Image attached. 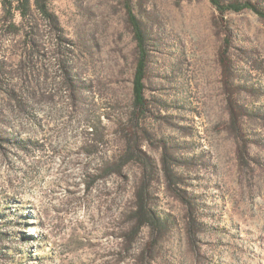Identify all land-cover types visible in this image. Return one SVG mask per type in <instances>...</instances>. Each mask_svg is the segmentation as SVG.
<instances>
[{"label":"rangeland","instance_id":"rangeland-1","mask_svg":"<svg viewBox=\"0 0 264 264\" xmlns=\"http://www.w3.org/2000/svg\"><path fill=\"white\" fill-rule=\"evenodd\" d=\"M127 5L148 37L142 129ZM48 7L27 20L0 0V264H264V18L209 0ZM142 181L167 220L146 260L149 229L129 234Z\"/></svg>","mask_w":264,"mask_h":264},{"label":"trees","instance_id":"trees-1","mask_svg":"<svg viewBox=\"0 0 264 264\" xmlns=\"http://www.w3.org/2000/svg\"><path fill=\"white\" fill-rule=\"evenodd\" d=\"M212 5L220 12L225 11H240L243 9H250L264 18V10L259 8L250 0L245 1H228L223 0H209ZM2 6L6 9L9 17L13 14L12 11H17L24 19H31V10H36L48 21H54L55 17L50 12L48 7V0H1ZM128 20L135 41V62L132 75V89H131V107L129 111V119L134 125L142 129V119L145 113L149 110V99L146 97V81L148 77V37L141 26L138 19L131 13L127 5ZM129 149L126 155L135 154V150L140 151L135 139L128 140ZM136 156H138L136 154ZM139 157V156H138ZM144 161V159H143ZM144 167L154 166L153 161L149 160L143 165ZM165 174H169V168L163 165ZM148 183L142 181L141 184L135 188L133 203L130 207V220L132 227L129 230L130 238L133 234L142 227L146 226L151 233V242L144 244L142 257L146 260L148 256H152V246L155 242V236L162 234L167 227V220H163L157 212L150 205L149 192L147 190Z\"/></svg>","mask_w":264,"mask_h":264}]
</instances>
